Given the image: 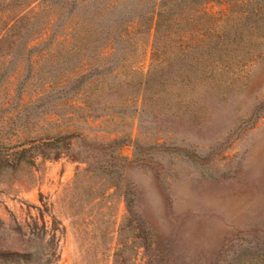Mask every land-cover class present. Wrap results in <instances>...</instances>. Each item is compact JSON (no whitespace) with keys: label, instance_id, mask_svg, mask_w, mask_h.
<instances>
[{"label":"rangeland","instance_id":"obj_1","mask_svg":"<svg viewBox=\"0 0 264 264\" xmlns=\"http://www.w3.org/2000/svg\"><path fill=\"white\" fill-rule=\"evenodd\" d=\"M154 2L0 0V264H264V0Z\"/></svg>","mask_w":264,"mask_h":264},{"label":"trees","instance_id":"obj_2","mask_svg":"<svg viewBox=\"0 0 264 264\" xmlns=\"http://www.w3.org/2000/svg\"><path fill=\"white\" fill-rule=\"evenodd\" d=\"M198 0H160L157 2L155 0L152 5L151 10L147 13L145 18L135 19L134 22H129L128 25L125 26L127 30L126 33H121L119 40L120 41H128L130 39L129 35L131 34L128 30L130 27H137L138 24L147 25L146 33L148 39L152 38V49L155 52V48L157 47V36L164 35L165 38H169L171 35H174V31L172 30V26L176 23L181 24L185 18V9L190 4H194ZM195 3V8L198 10L200 8V4ZM124 27V26H123ZM182 30V29H181ZM114 39H108L107 44H112Z\"/></svg>","mask_w":264,"mask_h":264}]
</instances>
